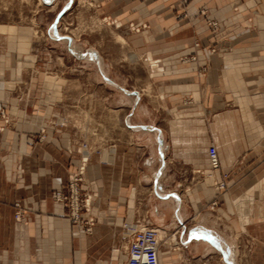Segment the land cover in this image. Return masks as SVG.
<instances>
[{
  "label": "crops",
  "instance_id": "crops-1",
  "mask_svg": "<svg viewBox=\"0 0 264 264\" xmlns=\"http://www.w3.org/2000/svg\"><path fill=\"white\" fill-rule=\"evenodd\" d=\"M190 1L181 20L178 0H90L152 87L129 90L104 58L111 80L89 101L117 126L96 131L108 138L88 160L91 233L52 198L82 161L78 131L61 120L79 103L72 74L90 65L61 63L88 64L54 47L64 44L50 26L40 41L0 24V264H125V223L143 221L166 234L161 264H236L223 249L235 234L242 264H264V0Z\"/></svg>",
  "mask_w": 264,
  "mask_h": 264
},
{
  "label": "rangeland",
  "instance_id": "rangeland-1",
  "mask_svg": "<svg viewBox=\"0 0 264 264\" xmlns=\"http://www.w3.org/2000/svg\"><path fill=\"white\" fill-rule=\"evenodd\" d=\"M178 1L183 6V11L178 15V18L181 20L189 18L188 7L191 1ZM91 5L90 0H43L42 3H40L39 0H0V24H20L28 28L30 27L38 40L41 38L45 39L42 35L45 34V28L50 26L53 36L59 35L58 38L60 39V43L64 44L63 46L55 45L54 47L63 49V54H65L66 51L64 49H66V46L69 44L68 46L74 56L81 60H85L88 64H83L80 60L76 61L74 57L71 59L66 57L61 63L71 67L78 64L86 67L90 65V67L86 69H79L82 72L72 74L73 78L78 80L76 87H74V91L77 92L75 98L79 100V103L65 105L67 108V116L61 120V124L66 127L70 126L79 133L78 140L81 143V159H87L85 177L88 168V160L93 150H96L98 146L102 145L104 139L108 138L96 135V131L106 126H117V123L114 122V117H112L109 122L106 121L107 123H105L102 119L101 111L97 113L98 109H101L100 103L91 104L89 101V99H91L90 97L94 95L101 96L105 94V91L98 86L99 81L104 80L105 82H110L109 80H111L108 64L105 59L114 63L111 75L114 74L112 76L125 81L129 90H143L144 93L150 95L152 93V87L149 83V66L145 62H141L140 66L135 70L132 59L126 50L127 45H122L116 39V35L120 34H117L114 29L108 26L109 21L107 19L105 21L100 20L93 12ZM200 14L206 18L208 16V13L203 9H200ZM211 21L215 20L207 19V24L211 32L217 33L219 29L216 32L213 31L210 26ZM63 36H69L73 39L74 43L76 42L74 44L76 50L81 51L82 55L78 56L75 51H72L73 41L69 42L67 41L68 38H64ZM48 47L53 46L49 45ZM211 51L214 52V49ZM92 53H94V57L91 56ZM192 57L197 59L196 56L187 58L190 59ZM185 59L186 58L182 61L184 62ZM187 62L188 61L184 63ZM117 63L121 64L118 65ZM91 108L94 109V114L91 113ZM88 109L93 116L88 114ZM113 112L114 111H112V113ZM128 125L130 126L127 122V126ZM84 126H86L85 129ZM99 132L100 131H97L98 134H100ZM89 142L92 143L94 147L90 146ZM83 145L86 146L84 155L82 154ZM218 184L215 185L216 189ZM66 186L67 185L64 187ZM224 238L225 241H227V243H225L232 249V253H235L234 258L236 263L239 262L238 264H242L240 258L245 254L246 249L242 247L241 238L237 234L233 237L224 235ZM236 240L238 244H236ZM236 245L239 247L237 248Z\"/></svg>",
  "mask_w": 264,
  "mask_h": 264
},
{
  "label": "built area",
  "instance_id": "built-area-1",
  "mask_svg": "<svg viewBox=\"0 0 264 264\" xmlns=\"http://www.w3.org/2000/svg\"><path fill=\"white\" fill-rule=\"evenodd\" d=\"M210 26L215 32L219 29V25L216 21H211ZM196 60L195 57H192L190 59L186 58L184 62H196ZM206 70V67L201 66L199 72L204 73ZM209 157L212 166L216 168L218 166V159L214 147H210ZM81 160L82 163H80L78 170L69 176L66 184L67 186L55 190L52 194V198L65 208L68 218L73 224L81 225L86 233H91L95 219L93 217L85 218L83 216L90 212L86 207L89 193L83 190V185L85 184L84 158ZM217 188L226 189L227 185L225 182H222L218 184ZM16 207L18 210L15 213V219L21 220L23 210L19 204H16ZM125 234V238L128 240L126 249L127 261L125 264H161L159 248L162 244V240H160L159 232L156 228L151 227L146 221H143V223L126 222Z\"/></svg>",
  "mask_w": 264,
  "mask_h": 264
},
{
  "label": "bare ground",
  "instance_id": "bare-ground-1",
  "mask_svg": "<svg viewBox=\"0 0 264 264\" xmlns=\"http://www.w3.org/2000/svg\"><path fill=\"white\" fill-rule=\"evenodd\" d=\"M40 1V3H42L43 2V0H39ZM59 36V35H58ZM64 38H68L67 39V41H73V45H72V48L71 49H73L72 51H75V53L78 55V56H80V55H82V53H81V51H79V50H76V46L74 45L75 43H74V40L73 39H71L69 36H63ZM116 39H117V41L119 42V43H121L122 45H127V41L125 40V38L123 37V36H121V35H116ZM91 56H95L94 55V53H92V55ZM92 59V58H91ZM105 69V68H104ZM103 69V70H104ZM102 70V69H101ZM104 72V71H103ZM131 125V124H130ZM86 128V126H84V129ZM84 147L86 148V146H84L83 145V149H84ZM84 153H85V150H84V152L82 153L83 155H84ZM212 165V164H211ZM83 166L84 167H86L87 166V159H84V163H83ZM214 167V166H213ZM84 171H86V169L84 168ZM85 180H86V177H85ZM218 189H221V188H218ZM89 198L87 199V202H86V207H87V209L89 210V212L91 213V208H92V198H91V196L89 195L88 196ZM90 213L89 214H87V216H88V218H92L91 216H90ZM84 216V215H83ZM179 218V217H178ZM144 228V227H143ZM212 235V234H211ZM214 235V234H213ZM125 237H126V234H125ZM166 237V234L164 233V232H161L160 233V236H159V238H160V240H163L164 238ZM223 239V238H222ZM226 241H225V239L223 240V249L225 250V251H227L229 254H230V261L232 262V261H234L235 263H236V260H235V258H234V254L232 253V249L231 248H229L228 247V245L225 243ZM214 244V243H213ZM229 256V255H228ZM237 257V256H236ZM237 259V258H236ZM239 263V262H238ZM238 263H236V264H238Z\"/></svg>",
  "mask_w": 264,
  "mask_h": 264
}]
</instances>
